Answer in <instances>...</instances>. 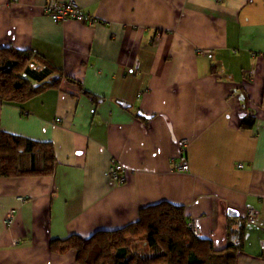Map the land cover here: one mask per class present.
<instances>
[{"label":"crops","instance_id":"1","mask_svg":"<svg viewBox=\"0 0 264 264\" xmlns=\"http://www.w3.org/2000/svg\"><path fill=\"white\" fill-rule=\"evenodd\" d=\"M77 1L98 22H55L48 0H0V48L63 73L25 102L0 99V132L56 153L49 175L0 177V264H81L52 239L119 229L161 201L185 206L215 249L228 218L243 220L236 264H264V0ZM112 157L123 183L107 173Z\"/></svg>","mask_w":264,"mask_h":264},{"label":"trees","instance_id":"2","mask_svg":"<svg viewBox=\"0 0 264 264\" xmlns=\"http://www.w3.org/2000/svg\"><path fill=\"white\" fill-rule=\"evenodd\" d=\"M34 56L30 49L0 48L2 101L22 103L60 85L63 73L47 66L32 67ZM67 79L81 86V82ZM245 123L252 125L254 120ZM55 165L52 142L0 132V177L49 175ZM139 218L119 229L98 230L87 239L77 234L52 239L51 249L59 253L76 249L81 264H236L246 240L245 222L229 217L227 245L215 249L212 240L197 237L189 227L185 206L169 201L144 207Z\"/></svg>","mask_w":264,"mask_h":264},{"label":"built area","instance_id":"3","mask_svg":"<svg viewBox=\"0 0 264 264\" xmlns=\"http://www.w3.org/2000/svg\"><path fill=\"white\" fill-rule=\"evenodd\" d=\"M44 10L52 17L55 22L59 23H64L66 20L70 19L79 20L88 24H95L98 22L94 16L87 14L86 11L82 9L80 3L77 0H48ZM60 120L61 118H58L57 122ZM190 142L191 140L189 138H183L178 141V146H180L182 151V161L177 165V168L183 171L189 170L188 159L184 156V153L188 150ZM239 166L242 167V164H239ZM107 173L116 183H123L126 180L124 166L114 157L110 159ZM14 213L15 212L13 211L7 216V222H11L13 220ZM257 216L258 214L256 211L253 208H249L246 219L248 222H253L256 220ZM188 225L192 228L194 233H197L198 230L195 226L194 220H191Z\"/></svg>","mask_w":264,"mask_h":264},{"label":"water","instance_id":"4","mask_svg":"<svg viewBox=\"0 0 264 264\" xmlns=\"http://www.w3.org/2000/svg\"><path fill=\"white\" fill-rule=\"evenodd\" d=\"M54 80H56V78H53ZM126 107V105H124Z\"/></svg>","mask_w":264,"mask_h":264}]
</instances>
